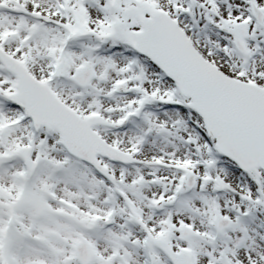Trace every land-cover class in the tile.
Here are the masks:
<instances>
[{
	"label": "snow or ice",
	"instance_id": "snow-or-ice-1",
	"mask_svg": "<svg viewBox=\"0 0 264 264\" xmlns=\"http://www.w3.org/2000/svg\"><path fill=\"white\" fill-rule=\"evenodd\" d=\"M0 264H264V0H0Z\"/></svg>",
	"mask_w": 264,
	"mask_h": 264
}]
</instances>
